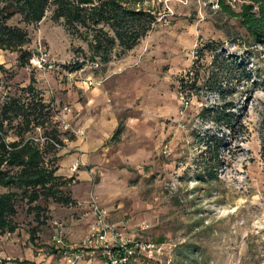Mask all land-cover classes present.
Here are the masks:
<instances>
[{
  "label": "rangeland",
  "instance_id": "obj_1",
  "mask_svg": "<svg viewBox=\"0 0 264 264\" xmlns=\"http://www.w3.org/2000/svg\"><path fill=\"white\" fill-rule=\"evenodd\" d=\"M224 1L235 12L251 4ZM218 2L146 1L158 24L132 51H114L108 64L91 61L87 44L52 12L29 29L27 50L33 58L47 53L60 72L31 61L19 68L18 54L0 52V102L35 79L61 142L48 159L56 176L69 180L63 191L75 201L66 207L41 199L37 215L18 200L17 230L0 236V264H63L51 256V237L82 242L93 204L126 240L160 248L135 264H264V53ZM206 46L243 62L250 76L224 103L234 115L231 128L200 118L223 104L217 94L182 89L193 69L200 70V87L208 78L214 55ZM207 134L222 141L216 180L202 173L200 139ZM7 140L16 138L10 133Z\"/></svg>",
  "mask_w": 264,
  "mask_h": 264
},
{
  "label": "trees",
  "instance_id": "obj_2",
  "mask_svg": "<svg viewBox=\"0 0 264 264\" xmlns=\"http://www.w3.org/2000/svg\"><path fill=\"white\" fill-rule=\"evenodd\" d=\"M146 1L151 0H0V52L16 53L18 67L28 66L33 58L27 50L31 44L29 29L36 28L52 12L55 23L62 22L69 35L87 44L91 61L108 64L114 51H132L158 24L157 15L145 9ZM218 5L227 17L240 23L250 44L261 47L264 53V0H251L239 12L224 0ZM205 49L214 60L203 88L199 86L198 68L182 80V89L188 95L199 89L217 94L223 104L204 109L200 118L231 128L234 115L224 103L234 91V84L248 81L250 76L243 62L218 55L213 46ZM0 72H5L1 65ZM34 83L31 78L28 86L0 102V236L17 230L14 218L18 200L26 202L28 212L37 215L44 211L36 206L41 199L66 207L75 204L63 191L69 180L56 176L54 161L48 159L61 142L52 123L50 104L36 91ZM37 130L43 131L39 138ZM10 133L16 138L13 142L7 140ZM200 141L206 146L201 154L202 173L216 180L222 141L208 134Z\"/></svg>",
  "mask_w": 264,
  "mask_h": 264
},
{
  "label": "built area",
  "instance_id": "obj_3",
  "mask_svg": "<svg viewBox=\"0 0 264 264\" xmlns=\"http://www.w3.org/2000/svg\"><path fill=\"white\" fill-rule=\"evenodd\" d=\"M31 64L39 70L60 72V67L50 61L47 53L34 57ZM65 75L69 81L75 80L74 73L67 72ZM92 212L94 222L79 244H69L60 233L51 237V250L67 264H78L85 255L92 259V264H135L138 257L151 259L159 253L160 248L155 244L126 240L114 225L109 224L106 214L96 204H93Z\"/></svg>",
  "mask_w": 264,
  "mask_h": 264
},
{
  "label": "crops",
  "instance_id": "obj_4",
  "mask_svg": "<svg viewBox=\"0 0 264 264\" xmlns=\"http://www.w3.org/2000/svg\"><path fill=\"white\" fill-rule=\"evenodd\" d=\"M72 161H73L72 159L62 161L61 166L63 169H60V172H63L64 168H67L68 166H70ZM66 241L69 244H72L68 239ZM72 245H76V244H72ZM51 256L59 258V255L57 253H52ZM62 261H63V264H67L64 260ZM31 264H33V262ZM78 264H92V259L88 255H85L84 259L81 260Z\"/></svg>",
  "mask_w": 264,
  "mask_h": 264
}]
</instances>
